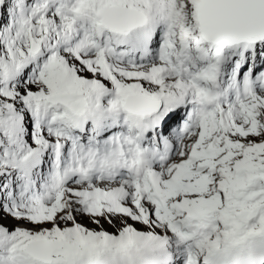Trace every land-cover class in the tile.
<instances>
[{
  "label": "snow or ice",
  "instance_id": "6c2138e0",
  "mask_svg": "<svg viewBox=\"0 0 264 264\" xmlns=\"http://www.w3.org/2000/svg\"><path fill=\"white\" fill-rule=\"evenodd\" d=\"M0 264H264V0H0Z\"/></svg>",
  "mask_w": 264,
  "mask_h": 264
},
{
  "label": "rangeland",
  "instance_id": "374dc122",
  "mask_svg": "<svg viewBox=\"0 0 264 264\" xmlns=\"http://www.w3.org/2000/svg\"><path fill=\"white\" fill-rule=\"evenodd\" d=\"M108 230H111V228H109Z\"/></svg>",
  "mask_w": 264,
  "mask_h": 264
}]
</instances>
